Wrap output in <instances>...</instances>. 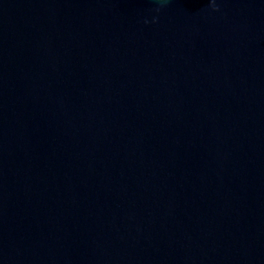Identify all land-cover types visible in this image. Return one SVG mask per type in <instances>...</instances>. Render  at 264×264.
Returning a JSON list of instances; mask_svg holds the SVG:
<instances>
[{"label":"water","instance_id":"water-1","mask_svg":"<svg viewBox=\"0 0 264 264\" xmlns=\"http://www.w3.org/2000/svg\"><path fill=\"white\" fill-rule=\"evenodd\" d=\"M0 264H264V0H0Z\"/></svg>","mask_w":264,"mask_h":264}]
</instances>
